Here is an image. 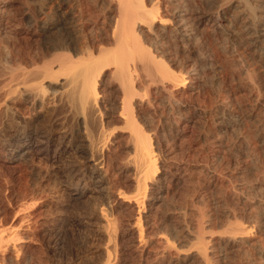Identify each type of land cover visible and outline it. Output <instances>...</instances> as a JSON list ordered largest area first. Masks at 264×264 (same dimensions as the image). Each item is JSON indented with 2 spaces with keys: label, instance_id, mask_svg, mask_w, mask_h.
I'll return each instance as SVG.
<instances>
[{
  "label": "bare ground",
  "instance_id": "bare-ground-1",
  "mask_svg": "<svg viewBox=\"0 0 264 264\" xmlns=\"http://www.w3.org/2000/svg\"><path fill=\"white\" fill-rule=\"evenodd\" d=\"M167 2L168 15L145 0H0V34H28L33 27L45 36L55 32L38 52L0 65V72L8 74L0 90V165L18 162L26 175L34 172L40 181L66 144L83 166L60 169L57 173L66 182L54 190L41 181L29 184L26 175L0 182V264H30L42 223L41 204L71 200L68 186L77 171L84 182L96 179L95 184L114 190L96 218L110 241L98 264H229L235 256L239 262L233 264H253L241 257L249 250H256L264 264V238L251 234L254 218L258 228L264 224V197L237 179L242 169L231 170L233 160L220 156V150L205 163L195 159L208 140L204 134L187 137L195 114L170 141L151 137L159 132L153 124L157 105H171L177 90L196 88L197 62L213 67L211 58L197 49L199 29L228 33L226 26L233 23L247 46L264 59V0H224L208 9L193 0ZM180 54L186 68L174 71L171 64ZM37 59H43L39 66H29ZM44 92L56 96L60 111L34 126L19 116L16 103L33 106ZM252 95L261 110L264 97ZM216 110L215 139L221 146L239 122L227 106ZM248 117L257 121L255 112ZM58 125L66 126L59 135ZM258 131L264 144L263 129ZM79 182L77 178L75 186ZM185 191L209 195L215 206L201 210L170 202L169 197ZM231 203L242 204V213ZM213 224L226 225L219 234H206L204 229ZM190 239L195 250L179 247ZM172 247L181 249L176 259L169 256Z\"/></svg>",
  "mask_w": 264,
  "mask_h": 264
},
{
  "label": "rangeland",
  "instance_id": "rangeland-1",
  "mask_svg": "<svg viewBox=\"0 0 264 264\" xmlns=\"http://www.w3.org/2000/svg\"><path fill=\"white\" fill-rule=\"evenodd\" d=\"M145 1H152L157 4L159 11L164 15L170 13L167 0ZM223 1L193 0L197 7L206 9L214 8ZM226 28L229 34L209 30L208 27L198 30L197 49L201 54L211 58L213 67L197 62L195 65L196 74H194L196 76L194 78L196 88L192 91L177 90L172 97L171 105L166 104V106L162 102L157 105L156 114L153 116V124L159 127V132L158 137L154 133L151 134V137L153 136L152 140L155 142L156 140L162 142V139L170 141L175 135L176 129L183 126L184 122L188 120V116L191 113L195 114L197 120L188 127L189 134H187V137L192 138L196 134H204L208 138L204 148L196 155L195 159L200 163H205L209 161L211 155L216 153V150H220V156L224 159L228 157L233 160V164L230 166L231 170L242 169V173L238 175L237 179H242L247 184L254 186L252 193L263 198L264 144L261 143L257 135L259 127L264 132V106L261 110L255 107V99L252 93L258 92L264 97V59L259 57V52H254L247 46L244 38L240 37L241 33L237 25L229 23ZM20 32V30H14L9 34H0V65L8 64L12 59L25 56L27 53L34 54L38 52L42 47V42L44 43L55 36V32L47 33L45 36L39 27H33L28 34ZM144 46L149 47L147 42L144 43ZM184 59V54L176 55V60L171 64V68L174 71L184 70L186 68L182 66ZM42 60L37 59L36 64H30L29 66L32 68L36 65L39 66ZM29 66L28 69H31ZM7 75L5 72H0V90L4 86ZM36 100L39 103H34L33 106L30 105L31 103H16V107L19 108L20 112L19 116L30 120L32 125H42L49 116L59 114L60 110L54 94L44 92ZM221 104L236 113V121L240 124L238 123L234 131L225 134L224 143L222 142V145L218 146L215 139L218 130L216 108ZM249 112L257 114V121L248 117ZM65 127L58 125L55 128V133L59 135L65 130ZM238 137L243 138L242 141H238ZM63 148L65 149L64 153L58 161L54 162L53 169L48 174L43 173V175H40L41 184L51 190H54L58 184H65L66 182L65 177L57 173L60 169L70 166L75 169L83 167L78 161V154L74 148H69L66 144L63 145ZM3 157L4 153L1 151L0 160ZM1 164L0 182H3L4 179L6 182L11 178L10 176L20 175L24 177L26 175L25 167L20 166L18 162L1 161ZM24 166L29 168L28 163H25ZM31 173L26 175L28 177L27 182H30L31 185L33 183L40 185L38 176L34 172ZM75 176L74 182L77 178H80V182L76 186L74 182L68 186V191L72 194L71 200L62 198V202L58 206L47 203L41 204L38 216L40 215L39 219H42V223L38 226V229H40L38 230L39 239L32 244L30 264H98L100 256L109 245L110 241H108V237L103 232V228L99 226L96 218L100 214L101 203L109 201L108 197L110 196L111 199V196H114V190L109 184H95L96 179L84 182L81 171H77ZM194 194L185 191L176 193L169 199L170 202L182 206L184 204L194 205L201 210L212 209L215 206L209 195L202 194V192ZM48 197L49 194L43 197V200ZM230 206L237 212L242 213V204L231 203ZM239 216H237V219H239ZM255 220L256 218L252 222L254 226L251 234L254 237L264 238V224L258 228V223L254 222ZM225 225L213 224L206 227L204 232L206 234H219L225 228ZM154 244L158 246L161 241L157 239ZM195 245L194 240L190 239L183 242L179 247L183 250H195ZM152 249L154 252L156 251L155 248ZM181 249L175 247L168 249L169 256L176 259L182 253ZM241 257L242 259H253L254 261L251 260L253 264H262L256 250H249L245 256ZM228 262L233 264L238 263L239 260L235 256L230 258Z\"/></svg>",
  "mask_w": 264,
  "mask_h": 264
}]
</instances>
